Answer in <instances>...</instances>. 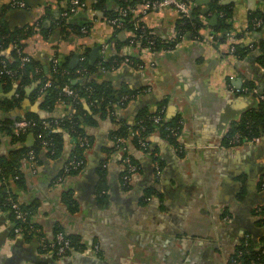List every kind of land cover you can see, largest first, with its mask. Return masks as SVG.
I'll return each instance as SVG.
<instances>
[{"label": "crops", "instance_id": "obj_1", "mask_svg": "<svg viewBox=\"0 0 264 264\" xmlns=\"http://www.w3.org/2000/svg\"><path fill=\"white\" fill-rule=\"evenodd\" d=\"M25 1V8L7 7L4 17L10 28H30L23 43L31 57L44 60L58 53L70 61L76 55L78 62L85 53L89 59L95 47L100 53L95 61L115 54L129 59L140 56L138 45L124 31L116 33L106 18L107 12L120 9L119 0H82L84 5L71 19L87 21L88 30L82 31V37L68 40L55 38L44 29L56 26L65 0ZM190 1L192 7L205 11L200 14L203 27L196 34L177 29L180 16L172 8L143 13L135 6L131 12L162 47L151 56L153 66L136 69L122 63L103 73L114 87L140 93L124 109L113 106L104 115L92 114L89 105L83 104L91 117L84 126L90 146L81 154L77 171L58 183L76 142L67 131L62 132L64 145L58 156L43 149L34 168L28 159L20 162V177H14L19 183L13 177L9 180L19 203L32 209L36 231L27 235L15 232L11 212L0 203V264H40L39 260L44 264H230L246 234L254 245L259 243L264 225L257 224L253 211L264 202V137L238 146H225L223 139L230 124L247 110H242L244 100L252 95L242 91L245 83L252 81L264 90V67L257 62L264 26L257 27L248 17L251 12H264V0H218L231 12V30L222 43L212 39L217 15L209 9L211 0ZM9 2L0 0V11ZM16 12L24 16L15 17ZM39 21L44 33L38 29ZM177 30L182 34L180 40L174 36ZM231 39L248 48L242 60L229 54ZM103 44L107 48L102 55ZM11 50L9 46L0 54L8 55ZM32 88H24L25 98L15 110L27 113L34 105L39 109L41 100L28 98ZM13 91L5 92L0 84V102ZM143 108L162 110L167 120L179 117L181 135L175 146L158 131L151 133L147 137L149 153L126 139L124 152L137 171L124 184V152L113 147L110 134L118 120L132 123ZM70 109L58 102L43 112L59 119ZM7 114L0 108V118ZM12 134L18 139L0 134V158L35 141L31 133L22 140L21 133ZM59 228L83 248L96 246L97 251L55 256L45 250V241Z\"/></svg>", "mask_w": 264, "mask_h": 264}, {"label": "trees", "instance_id": "obj_2", "mask_svg": "<svg viewBox=\"0 0 264 264\" xmlns=\"http://www.w3.org/2000/svg\"><path fill=\"white\" fill-rule=\"evenodd\" d=\"M66 1L67 0H65V2ZM142 1L144 0H119V6L120 9H124L125 7L135 8V6H138V4L142 3ZM7 7L11 6H3V10L0 11V50L16 45L22 49V53L26 54L24 51L25 45L23 41L31 34L30 28H10L4 17L6 12L5 9ZM64 8L65 6H63V9ZM209 9L217 15L216 22L211 29L213 40L222 43L229 36L228 32L231 30V12L228 8H224L218 0H211L209 3ZM204 13L205 11L201 12L197 7H192V16L190 18H180L177 24V29L180 32L182 31L190 34L199 33V29L203 27L200 22V14ZM73 14L74 13H72L71 16ZM117 15L118 11H110L107 12L106 18L110 20ZM71 16L64 18L60 16L56 26L51 25L52 27H45L44 29L49 30L50 34L53 33L55 38H61L62 40L71 39L73 36L77 38L82 37V28L88 30V22L83 19L75 22L71 19ZM248 17L250 22L253 19V22L258 19L264 21V12H251ZM120 20L122 26L115 28L116 33L122 30H132L136 39L145 42L142 35L146 34L148 30L145 27V30L140 29L139 26L143 25L142 23H138V27H134L133 22L135 20H133L132 13L120 17ZM263 26L264 24L260 28ZM51 28H53L55 32H52ZM38 29H42V32L44 33L41 21H39ZM161 44L160 40L156 38L155 47L160 48L162 47ZM167 45L171 46L170 43ZM234 47L235 55L238 57V60H242L249 52L248 48L241 44L236 43L234 44ZM258 50L259 53L257 55V62L260 66L264 67V40L260 41L258 44ZM83 56L84 59L75 64H71L68 56L60 57L58 53H54L52 56H48L44 60H41L39 57L29 56L28 61L20 66L19 55L15 52V50L12 49L8 55L0 54V72L4 68L3 64H5L7 68L14 71L12 76L1 73L0 84L3 86L5 92H8L13 88L15 91H13L14 94L12 96L7 97L0 102L1 110L9 113L7 116L0 118V134L5 132L6 134H11L13 136L12 126L14 121L24 118L30 120L32 125L27 131L21 134L19 133L22 135L19 139L22 140L24 137L23 135L27 133H31L35 139L31 146H20L14 148L9 152L7 157L0 158V203H4V208H10L7 200L8 197L18 201L16 193H14L11 188L9 178L13 177L14 182L17 184L19 183L14 177L16 175L19 176L18 167L20 162L28 157L29 152H33L37 159L38 154L44 149L42 141L49 143L47 145L48 153L53 156H58L64 145L62 132L67 131L76 139L71 154L81 157L83 147L79 145L77 139L78 137L83 136L88 138L85 133L84 126L91 122L90 115L83 107L84 103L89 105L92 114L101 113L104 115L113 109V102L117 101L120 97L128 96V99H130L134 98L136 95V91L128 87L116 88L108 80L102 79L104 72L119 66L121 61L127 56L115 54L108 57H101L93 62L89 61L86 53ZM53 58L56 59L55 62H53ZM130 59H133L135 62L138 61V58L131 57ZM99 66L103 69H99ZM47 80L50 81V85L44 88L43 84ZM30 85H33V88L30 91L28 98L31 99V101H35L36 99L41 100L39 110L44 112L50 111L55 103L58 102L70 105V112L64 117L57 119L59 120V125L57 127L43 128L41 121L54 120V118L48 116L47 114L46 116H41L38 113L30 111L27 113H14V110L18 107L20 100L25 98L24 88ZM64 86H68L73 89L75 95L72 97L66 96L63 92ZM244 87L250 89L257 86L251 81L246 82ZM262 91L264 92V90ZM157 114H160L159 109L156 111H148L143 108L137 111L132 123H128L123 119L118 120L115 129L110 134L111 141L117 138L121 140L122 144H124L126 139L130 136V131L139 129V137L144 138L146 141L147 137L151 133L158 131L163 139L175 146L178 145L176 137L171 136L168 131L165 130V127L178 126L179 128H182V126L178 124L180 118L174 117L171 120H167L161 113V120L155 122L153 117ZM236 134L238 135L240 141L239 144L246 143L254 137H264V101L256 102L255 106L248 108L230 124L226 137L223 139L224 145H231V141ZM137 138L138 137H133L132 142L138 147ZM14 139L18 138L14 137ZM131 161L134 162L132 158ZM21 207L27 214L28 222H32V209L23 205H21ZM253 213L255 216H258L257 224L259 223L260 225H264V202L260 204L256 211H253ZM14 222L16 226L17 221L14 220ZM19 223L20 222H18V224ZM21 226L27 228L26 223H21ZM56 231L63 230L59 228ZM23 234L27 235L26 232ZM66 237L71 240V243L76 246L77 250L83 248L77 239L68 234H66ZM250 247L253 249H264V234L261 236L257 245H254L253 242L250 241ZM242 249V245H238L237 250ZM45 250L52 252L56 256L54 250L51 248L45 247ZM237 259L239 263L243 264H264V258L258 250L252 251L251 253H243ZM39 262L40 264H44V261L42 260H39Z\"/></svg>", "mask_w": 264, "mask_h": 264}, {"label": "built area", "instance_id": "obj_3", "mask_svg": "<svg viewBox=\"0 0 264 264\" xmlns=\"http://www.w3.org/2000/svg\"><path fill=\"white\" fill-rule=\"evenodd\" d=\"M9 5L13 8H25L26 7V1L25 0H10ZM84 5L82 1L79 0H67L65 2V8L61 11L60 16L68 17L71 16L72 13H75V11L79 8H81ZM139 7L142 8L143 13L147 12L148 9H161V8H172L174 9L180 18H190L191 12H192V4L190 0H144L142 3L138 4ZM134 7H125L124 9H119L118 10V15L116 17L111 18L109 21L112 25L115 27L119 28L122 26L120 17H123L127 14H130L133 11ZM221 14V13H220ZM134 20V19H133ZM135 22V23H134ZM133 25L134 27H138L137 24L139 22L134 21ZM254 24L259 27L260 25L264 24V21L261 19H258L254 22ZM141 30L144 29V25L139 26ZM82 31L85 32L86 29L82 28ZM126 34H128L129 41L131 43L137 44L138 47L140 48V56L138 57V61L135 62L133 60H130L129 58H124L120 64L125 63L129 66H132L136 69H142L144 66H153V61L151 59V56L157 52L160 51V48L155 47V41L156 37L149 31H147L146 34L142 35L144 37L145 42L140 41L139 39L135 38L134 32L132 30H122ZM178 31V30H177ZM176 40H180L182 37V34L178 31L174 35ZM213 39V38H212ZM228 52L231 54L236 60H238V57L235 55V41L233 39L228 40ZM107 48L106 44H103L101 46V54L105 52ZM11 49L15 50V52L19 55V60H20V66H22L26 61L29 59V55L22 53V49L16 45L11 46ZM100 54V53H99ZM84 59V56L79 57L78 61H81ZM56 59L53 58V62H55ZM119 64V65H120ZM3 70H1V73H5L9 76H12L14 74V71L7 68L5 64H3ZM99 69H103L101 66H99ZM50 85V81L47 80L44 84L43 87L46 88ZM242 91L246 92V94L252 95L256 102L258 101H264V92L258 89L257 87H252L250 89H243ZM63 92L66 96L72 97L75 95V92L73 89H71L68 86L63 87ZM140 92H136V95H138ZM135 95V96H136ZM134 96V98H135ZM133 98L128 99V96H123L120 97L117 101L113 102V106L119 107L121 109H124L132 100ZM69 105V104H68ZM160 114H157L153 117V120L155 122H158L162 118V110H159ZM41 124L43 128H49V127H57L59 125V120L54 119V120H43L41 121ZM179 125L182 126V121L179 120L178 122ZM32 123L28 119H19L14 121L13 123V132L15 134L23 133L27 131L31 127ZM182 128H179L178 126L176 127H169L166 126L165 130L168 131V133L171 136L176 137L177 141L181 135V130ZM140 130L139 129H134L130 131V136L128 138L133 139V137H138L137 138V144L138 147L140 148L141 151L149 153V146H148V141H146L144 138L139 137ZM259 140V137H254L250 141L247 142H257ZM79 145L83 147V151L87 149L90 146L89 140L87 137H78L77 139ZM239 138L238 135L236 134L233 137V140L231 141V145H241L239 144ZM43 148L48 151V142L42 141ZM112 145L115 149L120 150V151H125V146L124 144L121 143L120 139H113L112 140ZM29 160L31 163V167L34 168L36 166V156L34 155L33 152H29L28 157L26 158ZM82 164L81 157L76 156L75 154H71L63 171V175L60 176L57 181L60 183L62 181V177L65 175H69L71 173H74L77 171ZM121 165H122V181L124 184H127L132 175L136 173L137 171V166L134 162L131 161L130 156L124 152V155L121 159ZM155 169L157 172H159V165L156 163L155 164ZM16 177V176H15ZM8 202H9V211L12 213L13 218L15 221H17L16 226L14 227L15 232L19 234H23L26 232L27 234L32 233L33 231H36L35 226L33 222H28L27 220V214L26 212L22 209L21 204L19 201L13 200L11 197H8ZM18 222H20L18 224ZM21 223H26L27 228H24L21 226ZM240 245H242L243 249L242 250H237L236 252L230 257V264H239L238 257L243 254V253H251L252 251L258 250L259 253L263 256L264 258V249L256 248L253 249L250 247V238L249 235H245L241 242ZM44 249L45 247L51 248L54 250V253L57 256H66L70 252L77 251L80 253H86V254H93L94 251H97V247H85L80 250L76 249V246L71 243V240L66 237V234L63 231H56L53 238L49 241H45L44 243Z\"/></svg>", "mask_w": 264, "mask_h": 264}, {"label": "water", "instance_id": "obj_4", "mask_svg": "<svg viewBox=\"0 0 264 264\" xmlns=\"http://www.w3.org/2000/svg\"><path fill=\"white\" fill-rule=\"evenodd\" d=\"M13 15H15V17H19L20 15H21V16H24V14H23L22 12H16L15 14L13 13ZM211 18L213 19V21L215 20V19H214V18H215L214 15H213V17H211ZM210 23H211V22H210ZM98 56H99V47H95V48L92 49V51L90 52V55H89V61H91V62L95 61V59H96ZM76 62H77V56L74 55V56L72 57V59H71V64H75ZM106 75H108V74H106ZM102 79H103V80H108V79H106V77H103ZM260 88H261V87H260ZM244 102H245V106H244V109H242V110H246V109H248V108L253 107V106L256 105V100H255V98H254L253 96L250 98L249 101L244 100ZM30 112H35V113H38V114L41 115V116H46V113H44L43 111L39 110L38 107H37L36 105L32 106V108L30 109ZM14 113L19 114V113H21V112H18L17 110H15ZM8 114H9V113H8ZM31 140H32V138L30 137V138H29V142H30ZM30 144H31V143H30ZM30 144H29V145H30ZM27 145H28V144H27Z\"/></svg>", "mask_w": 264, "mask_h": 264}]
</instances>
